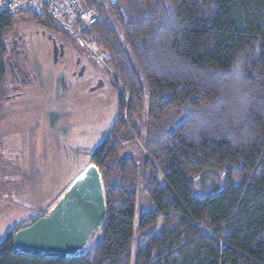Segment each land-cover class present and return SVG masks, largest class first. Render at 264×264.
Wrapping results in <instances>:
<instances>
[{
  "label": "trees",
  "instance_id": "1",
  "mask_svg": "<svg viewBox=\"0 0 264 264\" xmlns=\"http://www.w3.org/2000/svg\"><path fill=\"white\" fill-rule=\"evenodd\" d=\"M80 2L124 111L79 171L98 168L106 216L73 257L17 250L37 219L20 223L0 264H264V0ZM16 19L0 14V49Z\"/></svg>",
  "mask_w": 264,
  "mask_h": 264
},
{
  "label": "rangeland",
  "instance_id": "2",
  "mask_svg": "<svg viewBox=\"0 0 264 264\" xmlns=\"http://www.w3.org/2000/svg\"><path fill=\"white\" fill-rule=\"evenodd\" d=\"M28 21L26 15H20L13 26L21 28ZM61 35L82 51L67 34ZM4 41L2 36L1 43ZM34 43L37 45L31 50L30 65L37 80L25 89L28 94L24 98L12 104L0 102V140L14 166L6 189L0 174V195L5 202L0 204V242L29 216L50 213L72 184V177H83L79 171L90 163V152L106 138L117 115L124 113L118 108L121 88L100 67L94 65V70L89 65L78 76L74 48L67 46L65 63L55 64L50 43L40 36L35 37ZM95 72L105 82L102 88L91 92L90 88L98 84L93 78ZM123 99L127 101L126 96ZM122 153L134 156L143 154V150L140 142L134 141L123 146ZM20 190L22 194L17 195ZM147 209H153L149 200L137 207L136 217ZM161 226L160 220L158 228Z\"/></svg>",
  "mask_w": 264,
  "mask_h": 264
},
{
  "label": "water",
  "instance_id": "3",
  "mask_svg": "<svg viewBox=\"0 0 264 264\" xmlns=\"http://www.w3.org/2000/svg\"><path fill=\"white\" fill-rule=\"evenodd\" d=\"M52 42L55 58L62 45L58 46L55 39ZM76 73L82 76L84 65L77 66ZM102 87L103 83L98 82L90 91ZM82 173L83 177L72 182L49 214L13 234L17 250L73 257L88 246L105 219L106 201L98 168L89 164Z\"/></svg>",
  "mask_w": 264,
  "mask_h": 264
},
{
  "label": "flooded vegetation",
  "instance_id": "4",
  "mask_svg": "<svg viewBox=\"0 0 264 264\" xmlns=\"http://www.w3.org/2000/svg\"><path fill=\"white\" fill-rule=\"evenodd\" d=\"M2 36L5 41L1 45L2 49H0V66H2L4 75L0 84V102L3 100L12 104L14 100L24 98L28 94L25 89L37 80V76L30 65L31 50L37 45L34 43V39L37 36H40L50 43L53 63L56 64L59 62L64 64L67 46H71L77 52V56L74 58L76 67L84 65L85 71L90 65L94 70L97 69L94 64L90 62V59L87 58L88 56L82 51H78V48L69 39L67 40L58 32L46 26H42L35 21L25 22L22 24L21 28H14L12 25ZM52 39H55L58 46L62 45V48L59 49L55 58L53 57ZM93 78L97 80V83L105 82L104 78H101L97 72L93 73ZM97 83H95V85ZM18 108L19 106L13 111L14 113L16 112L14 117L18 114ZM3 147L4 143L0 140V174L3 175L6 189L7 184L11 183V177H13L10 175V169L14 166L11 163V159L3 151ZM90 153L92 154V152ZM22 191H25V188H23ZM22 191L20 190L17 195L22 194ZM25 203H27V200ZM43 216V214L38 212L35 213V215L29 216L25 221H31Z\"/></svg>",
  "mask_w": 264,
  "mask_h": 264
},
{
  "label": "built area",
  "instance_id": "5",
  "mask_svg": "<svg viewBox=\"0 0 264 264\" xmlns=\"http://www.w3.org/2000/svg\"><path fill=\"white\" fill-rule=\"evenodd\" d=\"M0 14L10 17L28 15L34 18H47L51 20L56 30L67 34L71 40L84 51L95 65L115 79L109 68L108 55L82 31L97 20L94 10L84 9L80 0H0Z\"/></svg>",
  "mask_w": 264,
  "mask_h": 264
},
{
  "label": "crops",
  "instance_id": "6",
  "mask_svg": "<svg viewBox=\"0 0 264 264\" xmlns=\"http://www.w3.org/2000/svg\"><path fill=\"white\" fill-rule=\"evenodd\" d=\"M74 176H75V175H74ZM74 176L72 177L71 180H73ZM1 203H5V202L2 200V197H1V195H0V204H1ZM1 205H2V204H1Z\"/></svg>",
  "mask_w": 264,
  "mask_h": 264
},
{
  "label": "bare ground",
  "instance_id": "7",
  "mask_svg": "<svg viewBox=\"0 0 264 264\" xmlns=\"http://www.w3.org/2000/svg\"><path fill=\"white\" fill-rule=\"evenodd\" d=\"M90 59V58H89ZM91 60V59H90ZM92 61V60H91ZM92 63H93V61H92ZM94 64V63H93ZM95 65V64H94Z\"/></svg>",
  "mask_w": 264,
  "mask_h": 264
}]
</instances>
